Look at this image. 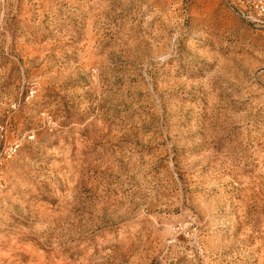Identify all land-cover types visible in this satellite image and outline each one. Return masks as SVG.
<instances>
[{"label":"rangeland","instance_id":"obj_1","mask_svg":"<svg viewBox=\"0 0 264 264\" xmlns=\"http://www.w3.org/2000/svg\"><path fill=\"white\" fill-rule=\"evenodd\" d=\"M260 0H0V264H264Z\"/></svg>","mask_w":264,"mask_h":264},{"label":"built area","instance_id":"obj_2","mask_svg":"<svg viewBox=\"0 0 264 264\" xmlns=\"http://www.w3.org/2000/svg\"><path fill=\"white\" fill-rule=\"evenodd\" d=\"M251 7L259 14V16H264V0L254 2Z\"/></svg>","mask_w":264,"mask_h":264}]
</instances>
